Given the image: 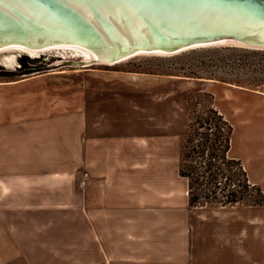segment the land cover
<instances>
[{
    "label": "rangeland",
    "instance_id": "obj_1",
    "mask_svg": "<svg viewBox=\"0 0 264 264\" xmlns=\"http://www.w3.org/2000/svg\"><path fill=\"white\" fill-rule=\"evenodd\" d=\"M11 52L0 55V162L16 166L25 156L35 158L36 148L51 147L61 160H71L75 150V166L82 173L85 139L111 134L140 142L166 138L172 186L182 197L185 185L182 179L177 182L175 173L191 116L190 100L213 94L235 125V154L264 190V50L228 44L169 55L136 54L114 63L79 59L62 48L35 56L13 50L16 62L7 64L4 59ZM25 57L44 59L39 70L22 73L20 59ZM187 215L194 235L204 240L264 238V206L188 205ZM181 216L173 213V221ZM4 224L0 212V264H83L62 259L70 254L64 238L51 255L57 259L19 260L18 247L15 250ZM27 231L29 240H36L37 232L38 239L45 238L40 229ZM30 243L28 255L39 257Z\"/></svg>",
    "mask_w": 264,
    "mask_h": 264
},
{
    "label": "crops",
    "instance_id": "obj_2",
    "mask_svg": "<svg viewBox=\"0 0 264 264\" xmlns=\"http://www.w3.org/2000/svg\"><path fill=\"white\" fill-rule=\"evenodd\" d=\"M169 143L119 134L85 139L82 173L75 150L71 160L51 147L36 148L32 159L22 152L17 167L0 162V212L19 260L57 259L51 255L64 238L70 254L62 259L83 264H264L262 237L225 243L194 235L180 158L175 177L184 182L182 197L172 186ZM173 213H182L180 221ZM28 229L45 238L37 232L29 240ZM30 242L39 257L28 255Z\"/></svg>",
    "mask_w": 264,
    "mask_h": 264
},
{
    "label": "water",
    "instance_id": "obj_3",
    "mask_svg": "<svg viewBox=\"0 0 264 264\" xmlns=\"http://www.w3.org/2000/svg\"><path fill=\"white\" fill-rule=\"evenodd\" d=\"M228 44L264 49V0H0V55L59 47L117 62Z\"/></svg>",
    "mask_w": 264,
    "mask_h": 264
},
{
    "label": "trees",
    "instance_id": "obj_4",
    "mask_svg": "<svg viewBox=\"0 0 264 264\" xmlns=\"http://www.w3.org/2000/svg\"><path fill=\"white\" fill-rule=\"evenodd\" d=\"M44 57L21 58L22 73L39 70ZM41 63V64H42ZM191 116L180 155L179 174L188 182L189 206H264V190L251 180L234 152L235 125L213 94L191 98Z\"/></svg>",
    "mask_w": 264,
    "mask_h": 264
},
{
    "label": "bare ground",
    "instance_id": "obj_5",
    "mask_svg": "<svg viewBox=\"0 0 264 264\" xmlns=\"http://www.w3.org/2000/svg\"><path fill=\"white\" fill-rule=\"evenodd\" d=\"M239 46V45H238ZM241 46H243V47H248V48H252V49H255V50H264V49H259V48H253V47H249V46H247V45H241ZM50 49H61V48H59V47H53V48H49V49H45V50H41V51H37V52H26V51H22V52H25V53H27V54H29V55H31V56H35V55H37L38 53H40V52H44V51H47V50H50ZM62 49H64V48H62ZM13 50H15V49H9V48H7V52L9 51V52H11V54H9V55H6L5 56V59H4V61H5V63H7V64H14L15 62H16V58H17V56L14 54V52H13ZM183 50H186V49H182V50H178L177 52H173V53H178V52H181V51H183ZM15 51H20V50H15ZM145 54H161V55H163V54H172V53H170V52H166V51H163V52H154V53H145ZM136 55V54H135ZM137 55H140V54H137ZM126 58V57H125ZM125 58H123V59H125ZM94 60V59H93ZM103 61H109V60H103ZM114 63V62H113Z\"/></svg>",
    "mask_w": 264,
    "mask_h": 264
},
{
    "label": "built area",
    "instance_id": "obj_6",
    "mask_svg": "<svg viewBox=\"0 0 264 264\" xmlns=\"http://www.w3.org/2000/svg\"><path fill=\"white\" fill-rule=\"evenodd\" d=\"M85 177H88V174H85ZM82 184H83V182H82Z\"/></svg>",
    "mask_w": 264,
    "mask_h": 264
}]
</instances>
